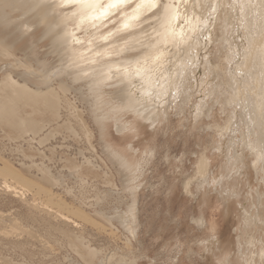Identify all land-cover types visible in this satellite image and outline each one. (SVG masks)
Here are the masks:
<instances>
[{
    "label": "rangeland",
    "instance_id": "1",
    "mask_svg": "<svg viewBox=\"0 0 264 264\" xmlns=\"http://www.w3.org/2000/svg\"><path fill=\"white\" fill-rule=\"evenodd\" d=\"M217 1L220 10L211 16ZM20 2L24 5L0 0V25L6 21L0 27L1 35L11 36L8 42L17 57L34 69L39 65L47 71L66 68L67 61L62 65L60 56L51 52V39L45 37L51 28L41 24L35 13L33 4L38 0ZM165 2L136 19L134 26H124L133 1L121 4L124 8L114 13L109 11L104 26L96 30L107 39L91 38L92 47L87 46L85 30L71 26L78 42L84 43L76 67H90L87 75H92L105 62L140 52L130 49L132 39L157 32L160 14H155ZM259 2L184 3L183 12L191 8L190 18L197 26L180 48L174 47L181 55L169 63H176L169 83L184 75L188 91L178 98L173 90L177 81L172 83L171 91L163 96L167 100L158 105V121L119 112L112 84L101 90L99 110H91L83 99L89 97L87 85L73 83L72 75L64 78L67 74L53 86L69 84L74 91L69 89L66 97L76 109L63 102L57 114L42 102L22 103L16 107V119H0L8 120L0 124V264H264V257L257 256L264 249V73L258 64L264 55V26L260 30L253 19ZM251 21L258 32L246 42ZM210 26H216L213 42L206 41ZM259 42L261 47L256 48ZM100 45H108L111 51L96 48ZM121 47L129 51L119 55ZM0 69V78L13 73L3 66ZM81 112L94 134L92 141L78 118ZM99 113H108L103 128ZM119 120L126 124L125 130L117 129ZM249 123L256 126L255 137L261 143L263 162L257 171L252 152L240 141L243 135L245 141H255L248 136ZM227 135L237 137L239 166L244 164V172L239 178L233 175L235 179L226 169L229 155H235L227 150L231 145ZM221 144L225 153L219 151ZM110 152L126 157L132 165L125 176ZM203 158L211 164L210 182L194 185L188 194L185 184L196 180ZM7 167L15 174H3ZM15 175L21 180L14 181ZM220 179L224 184L217 183ZM246 217L258 222L248 228ZM202 218L206 224L200 227L197 221Z\"/></svg>",
    "mask_w": 264,
    "mask_h": 264
},
{
    "label": "bare ground",
    "instance_id": "2",
    "mask_svg": "<svg viewBox=\"0 0 264 264\" xmlns=\"http://www.w3.org/2000/svg\"><path fill=\"white\" fill-rule=\"evenodd\" d=\"M128 1H133L132 4H134V6L132 7L133 11L130 13L129 17L124 21V26H127V25L134 26L135 24H133V22L136 21V19H139L144 14L151 12L154 8H156L159 5L161 1L164 2V0H126V2ZM4 2L8 4L24 5V3H21L20 0H4ZM113 2L114 0H86V2H76V0H38L37 2L38 4L37 3L33 4L35 7V13L39 21L41 22V24H45L46 26L51 28V30L47 31V35H45L46 38L51 39V46H52L51 52L54 53L55 55L60 56V61H62V65L65 63V61H67L66 68L61 67V69L64 70L62 73H61V69L51 70L54 72L47 71L45 70L44 65H41V66L39 65L38 69H34L35 67L33 68L27 65L28 61L24 62L22 59H19L14 52L13 45L11 44V42L9 44L8 39H10L11 36L7 35L8 37L7 38L1 35L0 33V67L3 66V70L7 71L8 69H10L12 70L11 72H13V73H10L9 71V74L7 75L5 74L4 77L0 78V119L3 117L7 119H16L17 118L16 107H18L19 104H22V103H25L26 105H31V103L33 104L35 102H42L43 106H45L48 109L49 108L52 109L53 111L57 112V114L58 112H60L61 107L63 106V102L67 104L66 106H69V107L73 106L76 109V106L73 105L74 103L71 102L70 99L68 100L66 97L67 94L71 90H73L72 88H69L70 87L69 84L67 83L65 84L61 82L58 84L57 88L53 86L56 79L62 78L64 74H67L65 75L64 78H66V76H69V75L74 76V79L71 80L73 83H76L77 81L85 82V84L88 87L87 92L89 93V97L82 96V98L85 97L83 98L85 100L84 102H87V104L91 106L90 107L91 110H95V111L99 110L100 105H101V92H102L101 90L104 87H107L108 84L109 85L112 84L113 86L112 89L115 88L114 100L118 103V105L121 106L119 107V112H121L120 110L130 111L134 113L136 116L140 117L141 119H144V121L145 120L150 121V122L158 121V119L160 118V114L158 112L159 111L158 105H162L161 102L164 100L163 96H165L167 91L170 90L171 84L177 81V79H171V83H169V79L172 75V71H174L173 66L175 67L176 65L175 61L173 62L174 64L169 65V63H172L170 61L173 58L176 59L181 55L179 50L174 49V47L180 48L181 42L183 40H186L188 35H192L195 27L197 26V24L196 23L194 24L192 22V19L190 18V16L192 15L191 13L192 9L187 6L188 10L186 12L185 11L183 12L184 3H186L187 0H183V1L182 0H166V2L163 4V6L158 11V13L155 14V16L160 14V17L156 23L157 32L156 33L154 32L152 35L147 36V37H145L146 35H144L140 37H134L132 39L133 43L130 49H136V48L142 49L140 52L131 54V55L126 54L116 60H110L108 62H105L100 66L101 69L99 71L92 73V75H87L89 71H92V68L85 67V66L81 68L76 67V65L78 64V60L83 57V55L81 54L83 49H80L79 47L82 46L84 43L78 42V39L76 38L77 34L74 32L73 29H71V26H75L76 27L75 30H78V31L85 30V35L89 36V38H87V46L89 47L93 46L91 42V38L93 37L96 38V40L97 39H107L105 35H101V32H96V30L101 27V24H103L104 26L106 22V21L104 22V20L107 17L105 15L103 16L100 15L103 9L106 8L107 14H108L109 11H113L114 13L115 11H118L119 9L124 8L123 5L121 4L117 5L116 7H108ZM104 3L106 4V7L103 6ZM259 5H260V8L257 10V15L254 13L255 16L253 18L255 19V24L258 26V28H260L261 26H264V0H262V2ZM70 6H73V9H74L71 12L64 13V11L61 10L62 8H67ZM214 7H215L214 8L215 11L211 16H215L217 14V11L220 10V5L218 4V1L216 2V5ZM240 8H241V5H240ZM212 18L213 17H211V19L208 20L206 24L207 27L210 25L209 23L210 21H212ZM204 22H203V25H205ZM2 25L6 26V21H2V24L0 25V27ZM21 27L19 28L20 31H21ZM210 27H211L210 31L206 29L207 31H209L208 35L210 37L209 40H206V41L213 42L215 38V27L216 26H210ZM248 28H249V31L247 32V35H246V42H247V39H249V37L252 38L254 36V32L256 33L258 32V29H255V30L253 29L252 21L250 22V26ZM188 30L190 31L187 33ZM25 33H26V29H25ZM204 43H205V40H204ZM261 44L262 42L257 43L256 48L261 47ZM108 45H112V42H110ZM108 45H105V46L100 45L96 48H99V50L105 49V51H111V49L107 48ZM142 45H145V47H143ZM235 48L237 49L236 46ZM68 49L70 51L72 50L73 52L66 53V50ZM261 49H258V51ZM127 51H129V49H125L124 47H121V49H119L118 52H120L119 55H123V53H126ZM261 51L264 53V49H262ZM97 57H99V55H95V59H97ZM195 59L197 58L195 57ZM260 59L261 60L259 61V63L258 62L257 63L260 64L261 72L264 73V55L263 54L260 56ZM70 62H73V64L70 65ZM195 62L199 63L198 61H195ZM81 64H84V62ZM207 65L209 68V63H207ZM189 66H191L192 68L193 65L190 64ZM191 68L189 67V69ZM179 69H183V68H180L179 66ZM13 70L14 71L17 70V71L14 72ZM185 75H187V71H185ZM16 76H18L19 79H16L17 78ZM180 76H181L180 80L177 81L176 87L175 89H173L176 93V96H178V98L181 97L182 93L187 94V91H188V89L184 88L186 77L184 75H180ZM245 76L244 78L242 77L241 78L246 80ZM187 77H189V75H187ZM31 78H34L35 81L31 80ZM168 87L169 89H165ZM183 88L185 89V91H183ZM167 96H169V94ZM64 98H66L67 100L66 99L63 100ZM166 100H167V97L164 100V102ZM203 105H205V103H203ZM203 108L204 106L200 108L199 113L203 111ZM247 110L248 109L246 108V111ZM111 111H112L111 113L116 112V110H111ZM107 114L99 113V116L97 115V117L100 118V119L98 118V123L101 125L102 128L106 126L105 120H106ZM78 118L80 119V123L82 125L83 130L88 135L89 141H92L94 138V134L92 130L90 129V126H88V123L84 119V115L82 112L79 113ZM3 122H0V124ZM120 122L121 120H119V124H117L118 125L117 129L119 131L125 130L126 124H124L125 125L124 126L120 124ZM137 122L138 121H136V123ZM20 123L23 127L26 124L25 121H21ZM8 124H11V123H8ZM8 124L6 125L10 126ZM247 129H248V136L254 137L255 141L254 140L245 141L246 135H243L240 141L242 142L243 146H245L248 150L252 152V156L254 158L253 167L257 171L260 165L259 163L262 161L261 160L262 152H261V147H260L261 143L258 142L260 139H258V137H255L257 133V131H255L256 126L251 125L249 123V125H247ZM235 131L239 132V130L237 129H235ZM235 131L233 132L235 133ZM227 137L229 138L228 140L231 144L229 148H227V150H229L231 154H233L234 152L235 155L232 157L231 155H229L230 156L229 165L231 166L229 167L231 169L229 170V167H226V169L230 171L231 178L234 177L235 179V176H238L236 178H239V176L242 175V173L244 172V169H243L244 164L242 165V167L239 166L241 161L238 160L240 155L238 153L237 145L238 144L240 145V143L235 141L237 137L230 138L228 135ZM224 144H221L219 147V151H221L222 153L225 151V148H226L224 147ZM107 151H109V149H107ZM111 155H112V158L119 165L122 175L125 176L126 172H128L132 168L130 167L131 164L128 163V159L117 153L116 154L111 153ZM233 159H236L237 161H232ZM0 160H2V158ZM3 161H5L4 158H3ZM6 166H8V164ZM209 166L211 167L210 162L205 161L204 158L200 161L196 180L195 181L189 180L185 184V189L188 194L193 193L192 188L194 187V185L199 184V186H202L203 184L205 183L208 184V182H210L209 178L211 175V170ZM2 172L5 175H8V173L15 174L8 167L5 169H2ZM248 175L249 174H247V176ZM15 176H14V181L15 180L18 181L19 179L21 180L20 176L18 175H15ZM217 183L222 185L224 184V180L220 179L218 180ZM129 188H132V187L129 186ZM258 196L261 197V194L258 193ZM133 220H135V217H133ZM245 222L249 228L252 225L254 226L258 222V220L255 219V221H252L251 217H246ZM205 224H206V221L204 220V218L197 221V225H199L200 227L204 226ZM127 228L131 230L130 233L132 234V228L130 226H127ZM252 242H250V244ZM257 256H259L260 258L264 257V249ZM260 261H262V259ZM245 264H248V263H246L245 261Z\"/></svg>",
    "mask_w": 264,
    "mask_h": 264
},
{
    "label": "snow or ice",
    "instance_id": "3",
    "mask_svg": "<svg viewBox=\"0 0 264 264\" xmlns=\"http://www.w3.org/2000/svg\"><path fill=\"white\" fill-rule=\"evenodd\" d=\"M76 2H86V0H76ZM125 2H126V0H114V2L111 3L108 7H116L117 5H119V4H123V3H125ZM100 15H101V16H103V15H107V9H106V8L103 9V10L101 11Z\"/></svg>",
    "mask_w": 264,
    "mask_h": 264
}]
</instances>
